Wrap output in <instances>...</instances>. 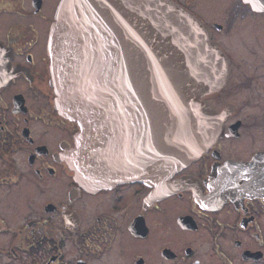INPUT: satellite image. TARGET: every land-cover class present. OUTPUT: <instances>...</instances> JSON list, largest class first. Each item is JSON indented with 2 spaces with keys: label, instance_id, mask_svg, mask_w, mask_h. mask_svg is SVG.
<instances>
[{
  "label": "flooded vegetation",
  "instance_id": "1",
  "mask_svg": "<svg viewBox=\"0 0 264 264\" xmlns=\"http://www.w3.org/2000/svg\"><path fill=\"white\" fill-rule=\"evenodd\" d=\"M173 1L229 60L225 83L203 96L221 134L164 184L84 187L64 158L78 126L50 84L61 0H0V264H264V75L216 35L250 31L264 0Z\"/></svg>",
  "mask_w": 264,
  "mask_h": 264
},
{
  "label": "water",
  "instance_id": "2",
  "mask_svg": "<svg viewBox=\"0 0 264 264\" xmlns=\"http://www.w3.org/2000/svg\"><path fill=\"white\" fill-rule=\"evenodd\" d=\"M47 47L55 108L78 126L64 158L84 187L164 184L221 134L203 96L229 60L173 0H61ZM5 62L0 47V81Z\"/></svg>",
  "mask_w": 264,
  "mask_h": 264
},
{
  "label": "rangeland",
  "instance_id": "3",
  "mask_svg": "<svg viewBox=\"0 0 264 264\" xmlns=\"http://www.w3.org/2000/svg\"><path fill=\"white\" fill-rule=\"evenodd\" d=\"M254 20H257L258 23H254L255 26H252L253 28L250 31V27L247 29L237 28L239 30L237 37V31H233L234 29L223 36L218 33L216 35L222 38L224 46L235 53L236 58L241 60L244 55L246 56L245 58H248L246 63L242 60L240 61L242 68L247 69V73L260 76L264 75V16ZM242 31L244 32L243 43H241L242 40L239 38ZM263 80L264 77H260L259 82L262 83Z\"/></svg>",
  "mask_w": 264,
  "mask_h": 264
}]
</instances>
